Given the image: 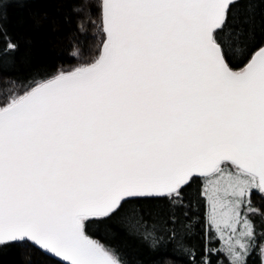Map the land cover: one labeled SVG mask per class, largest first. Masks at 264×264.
<instances>
[{"label":"snow or ice","instance_id":"6c2138e0","mask_svg":"<svg viewBox=\"0 0 264 264\" xmlns=\"http://www.w3.org/2000/svg\"><path fill=\"white\" fill-rule=\"evenodd\" d=\"M257 3L100 0L104 39L91 62L27 86L0 79V247L127 264L89 234L119 226L154 251L171 244L188 264H219L225 249L248 264L257 248L264 264V211L252 202L253 191L264 198ZM3 19L0 0V53H14ZM238 57L247 63L234 70ZM199 180L203 221L185 204Z\"/></svg>","mask_w":264,"mask_h":264},{"label":"trees","instance_id":"16d2710c","mask_svg":"<svg viewBox=\"0 0 264 264\" xmlns=\"http://www.w3.org/2000/svg\"><path fill=\"white\" fill-rule=\"evenodd\" d=\"M100 0H4V30L19 44L14 53H0V79L16 81L25 86L50 78L58 71H69L83 63L91 62L97 55L104 39ZM247 5L241 3L239 11ZM255 44L264 42V3L255 5ZM3 41L0 40V49ZM78 52L79 55H73ZM247 58H237L231 66L234 70L244 67ZM25 90L20 87L19 92ZM4 97L0 96V102ZM204 181L192 183L185 204H190V215L203 221L209 210L206 197L200 195ZM253 204L264 211V198L256 191ZM258 231L264 232V220L255 217ZM94 239L109 245L122 254L127 264H188L187 258L171 244L165 242L158 251L148 244L128 235L121 227L114 226L109 233L93 230ZM201 228L195 229L192 242L203 246ZM260 241H258V244ZM210 248H221L222 241L211 240ZM24 256L31 257V264H65L36 248L21 249L19 246L0 247V264H24ZM219 264H234L226 250L213 256ZM248 264H261L259 248L254 251Z\"/></svg>","mask_w":264,"mask_h":264},{"label":"water","instance_id":"95a60500","mask_svg":"<svg viewBox=\"0 0 264 264\" xmlns=\"http://www.w3.org/2000/svg\"><path fill=\"white\" fill-rule=\"evenodd\" d=\"M241 69H242V68H241ZM238 70H240V69H238ZM48 255H49V254H48ZM50 256H52V257H54V258L60 260L61 262H63L61 258H57V257H55V256H53V255H50ZM63 263H65V262H63Z\"/></svg>","mask_w":264,"mask_h":264},{"label":"rangeland","instance_id":"374dc122","mask_svg":"<svg viewBox=\"0 0 264 264\" xmlns=\"http://www.w3.org/2000/svg\"><path fill=\"white\" fill-rule=\"evenodd\" d=\"M73 69H74V68L70 69L69 71H71V70H73ZM204 187H205V182H204ZM204 187H203V188H204ZM225 250H226V249H225Z\"/></svg>","mask_w":264,"mask_h":264}]
</instances>
